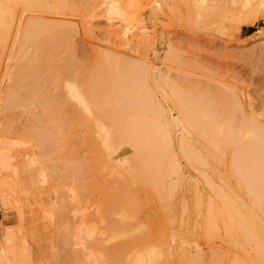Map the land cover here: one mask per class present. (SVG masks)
Masks as SVG:
<instances>
[{"label":"rangeland","instance_id":"374dc122","mask_svg":"<svg viewBox=\"0 0 264 264\" xmlns=\"http://www.w3.org/2000/svg\"><path fill=\"white\" fill-rule=\"evenodd\" d=\"M125 1L131 16L139 21L127 34L125 25L106 12L111 4L97 8L92 0H70L71 11L63 16L24 13L21 17L19 10L20 27L14 26L7 39L0 41V140L10 144L7 161L0 166V239L5 241L8 230L13 235L12 243L5 247L7 264H55V254H59L61 264H77L82 260V250L74 245L72 230L81 224L92 231L93 237L85 240L89 249L108 255L114 248H124V238L113 239L112 234L127 231L129 222L150 235H179L188 242L185 251L190 258L177 264H264V253L253 244L242 250L233 248L225 239L229 231L223 228L221 216L213 220L212 214L208 215L212 206L218 205L214 190H225L253 220L264 243L263 210L240 188L228 154L215 152L196 133L172 122L178 119L179 109L167 86L179 87L184 96L211 95L222 106L231 99L227 95L234 96L247 118L264 125V29L260 24L264 8L243 25L240 16L246 12L242 0ZM32 18H44L52 24L61 20L65 37L60 39L65 44L59 45V57L54 55L56 60L52 61L63 66L64 60L68 65L73 59L70 64H76L77 70L73 78L71 73L70 77L59 72L53 76L31 73L35 64L46 65L41 43L47 41L44 35L34 39L24 35ZM106 55L112 57L114 67L141 60L149 64L145 88L172 123V164L163 172L162 182L131 183L128 174L120 171L124 170V159L132 154L128 145L117 152L119 164L112 154V162H102L100 154L105 150L100 128L107 126V120L102 117L97 122L85 112L81 114L68 99L66 83L88 77L85 88L92 81L97 84L99 91L96 87L94 91L98 103H104L108 115L122 108L121 95L112 88L124 80L125 73H104ZM21 67L26 74L21 73ZM32 84L35 88L30 87ZM116 101L120 103L113 104L115 109L112 102ZM237 114L235 121L239 122L242 114ZM88 118L92 121L87 123ZM71 130L76 141H71ZM186 151L200 155L203 163L189 160Z\"/></svg>","mask_w":264,"mask_h":264},{"label":"bare ground","instance_id":"6f19581e","mask_svg":"<svg viewBox=\"0 0 264 264\" xmlns=\"http://www.w3.org/2000/svg\"><path fill=\"white\" fill-rule=\"evenodd\" d=\"M92 1H95V6L97 8H99V6L101 8V6L103 5L105 6V4H111L110 8L106 7V9L108 10V11L106 10V12H108L109 16L115 17V19L116 18L119 19V21L125 25L124 29L127 30L126 32L124 31L125 34H127L128 31H130L129 30L130 26H133L134 23H139V21L136 18H133L131 16L132 12L128 8V5L126 4L125 0H92ZM242 2L246 15L240 16V19H242L241 24L248 25V23H250V21L252 20L251 16L255 14L259 8H264V0H242ZM19 10H21L22 12L21 17L23 16L24 13H38V14L41 13L43 15L51 14V15L63 16L71 11V5H70V0H0V38H1L0 41L3 42L5 38L7 39V36L10 34L14 26L17 25V27L18 26L20 27L22 20L21 17L18 16L19 14L17 13ZM44 20L46 19L44 18L30 19L25 27L26 34L23 33L24 35L27 36V38L30 39H32V37L34 39L35 36L41 37L42 35L47 37L46 38L47 41L44 44L41 43V45L45 47V56H43L42 61L45 62L46 65L45 66L43 65L42 67L43 63L41 65L35 64L31 73H38V76L39 73H49L50 74L49 76H51V73L53 76V73L55 72L62 73L64 74V76L65 74L67 75L68 73L71 74L76 73L74 71L76 70L74 69L75 68L74 66L76 64H74L73 67L71 65L73 63L72 62L73 59L70 60L72 62V63L70 62L71 63L70 64L67 63V61L69 60L68 58V60H66V63L68 65H66L64 63L65 61L64 59L66 58H64L63 66H59L58 64H56L57 62L54 63L56 65L54 66L53 61H55L56 59H54L53 56L55 55L58 58L59 55L56 54L57 51H59L58 47L63 42L65 44V41L62 42V40L60 39L61 36H64L62 34L64 28L62 26L63 24L59 25V22H61V20L58 22V24H55L57 21L52 24L51 22L53 21L48 20L44 22ZM253 36H254L253 34L249 35L250 38H253ZM37 48L40 49L39 45ZM62 48L63 47H61V49ZM36 51L38 50L36 49ZM111 58L112 57L108 55L104 60L105 61L104 73H114L115 70L119 71L120 74L125 73L124 80L123 81L121 80V82L117 84L114 83L112 88L113 93L118 94L119 96L121 95V97H119L121 103L117 101L116 103L112 102V106L113 104L116 105L120 103L122 105L123 103L122 108L118 105L120 109L116 111L113 109L115 113L112 114L110 112L111 114L109 113L108 115L106 113V107H103L104 101H101L103 103L101 105L98 103V101L100 100H98L97 97L99 96H97L98 95V94L96 95L97 92L94 91L95 87L97 88V84L93 83V81L91 82L92 80L91 79L90 82L93 84L90 83V86L89 84H87L89 88L87 89L85 88L86 80L88 77H86V80L85 77L84 79L82 78L83 80L81 81L77 79V81L75 80L76 83L75 81L74 82L68 81L65 85L66 88L65 92L69 96L68 99L73 101L75 105V109L76 110L77 108L80 109V113L81 111L85 112L89 117L91 118L94 117V119L97 122L102 121L101 120L102 117L103 119L105 118L107 120L106 121L107 126L104 125V127L100 128L101 135L103 134L102 147H104L105 150L103 151V154H100L102 158L101 159L102 162L105 160L108 161L111 160L112 162V159L114 157V161H116V163L119 164L117 162V159L120 155L117 152L122 146L128 145L132 148V154L124 159V162L122 163L124 165L120 163L124 168V170H120V171H125L128 174L129 179H131V183L142 181L145 184L154 185L156 184V182H162L161 176L163 172L167 171L169 163L172 164L173 154L171 152V131H170V127L172 126V123L167 118L168 116L166 117L163 111L159 109L153 97L151 96V94H149V92L145 88L144 75L149 68V64L141 60V63H139L140 61L131 64L124 63L122 65H120L121 63L120 64L117 63L121 67L119 66L114 67L112 63L113 59ZM21 68L23 69L21 73L26 74L27 73L26 70H24L23 67ZM35 75L32 74L30 76L32 77ZM41 76L40 78L38 77L39 81L42 78ZM45 76L47 77V74ZM71 76L73 78V74ZM68 77H70V75ZM89 79L90 78H88L87 80L88 82ZM19 80L21 81L22 78ZM48 80L51 81V79L49 78ZM43 82L40 84H43ZM37 83L35 84L36 86ZM40 86H38L39 89ZM167 86L169 89H171L173 95L172 97L176 99L177 101L176 103L179 109L178 119L172 122L175 125L185 126L187 130L190 129V131H193L194 134L196 133L197 135L196 134L195 135L198 136V138L200 137L201 139L203 138V141L205 140L209 148L211 147L212 149H214L215 152L221 153L223 155L225 153L226 155L228 154L227 156L230 158V164H229L231 166L230 169H232L233 171L232 173H234V175L237 178V181L240 183V188L242 187L241 188L242 190L244 189L247 192V194L251 195L252 197L251 199H253V203L255 204V206H257L259 210L262 209L264 212V125L256 121L255 119L247 118L243 106L236 99H233L234 96L227 95L231 99L227 101L228 105H225L226 102L225 103L223 102L224 106H222V104L220 105L218 103V100L211 95L203 94L204 96H197V95L195 96L190 92L191 95L187 94L186 96H184L185 94H182V91L179 90L180 89L179 87L178 89L177 87L171 84H168ZM30 87L35 88L34 84L30 85ZM84 89H86V91ZM42 93L43 91L41 92V94ZM109 100L108 102L109 104H111ZM122 100L124 102H122ZM105 103L107 104L106 101ZM63 104L65 105V103ZM115 105L113 106V108L115 107ZM72 108L74 109V107ZM239 112L242 114L243 117L241 116L242 119L240 118L241 120L239 121L238 119L239 122H236L235 121L237 119L236 115H238L237 113ZM73 113H75V111ZM94 113L95 115H93ZM78 115L79 114H77V116ZM86 120L88 123L90 121V118ZM74 121L75 120H73V122ZM97 124L99 126L100 123ZM87 125L90 126L89 124ZM72 133H73V139L70 134L69 136L71 137L72 140L70 138L69 139L71 141H76L75 140L76 137H74L75 134L73 131ZM2 142H1L2 150L0 151V166H3L7 161V155H8L7 152L10 149V144L9 143L7 144L6 143L7 141L6 142L2 141ZM101 149L102 148H100V150ZM111 154L113 155L112 158L110 157ZM221 154H218L217 157L219 158L220 156L223 157ZM185 155L189 160L194 161V163L197 162L198 164L203 163L202 158L199 157L200 155L197 156V154L189 153L188 151H186ZM212 157L215 158L213 155ZM204 163L206 164V162ZM208 182L211 183L209 180ZM215 188H213V190ZM224 191L214 190V195L216 196L218 205L212 204L213 206L211 209V213H208V215L212 214L213 217L210 218H213V220L217 219V216L219 215L221 216L220 218L224 225L223 228L229 231L227 235H225V239L231 246H233V248L235 247L237 249L242 250L245 248L246 245L253 244V246L257 248V251L259 250V252L264 253V243L260 238V236L258 235V233L256 232L255 228L253 227L254 224L253 220L250 219V217L243 212L244 210H242V207L239 204H237L236 201L229 194L225 193L226 191L225 192ZM134 223L129 222L128 226L126 227L127 231H125L124 233L123 232L121 233L120 231L119 232L120 234L116 235L113 232L114 234V235L112 234L113 239L124 238V241L126 242H124L125 244L123 246L124 248L120 249V247L117 245L116 247L119 248L118 249L114 248L115 250L113 251V253H110L108 255H104L102 253L98 255L94 254L92 250H90L85 243L86 242L85 240L93 237L92 231H90L83 224L78 225L77 227H75L76 228L75 230H72V232L74 231L73 234L74 240L73 239L72 240L74 241L73 242L74 245L79 246L81 248L80 250H82L81 251L82 260L81 261L78 260L79 262L77 260H73V261L78 262L79 264H117V263L122 264L124 262L125 264H177V263H181L186 259L189 260L190 257L188 256V254L186 255L187 250L185 251L188 242H186L179 235H169V234H167L169 236L154 235V234L150 235V233H148L140 225ZM210 225L212 226V223ZM5 237H6L5 241L3 242L0 239V264H7L5 247H6V243L9 242L12 243L13 241L12 231L8 230L7 235ZM99 246L101 247L100 244ZM54 253H56V251ZM59 258H60L59 254L58 255L55 254L52 259H54L56 262L54 261L53 262L55 264H61ZM190 262L193 263V261Z\"/></svg>","mask_w":264,"mask_h":264},{"label":"built area","instance_id":"2783aa9c","mask_svg":"<svg viewBox=\"0 0 264 264\" xmlns=\"http://www.w3.org/2000/svg\"><path fill=\"white\" fill-rule=\"evenodd\" d=\"M261 28H263L264 29V19L263 20H261ZM1 232V231H0Z\"/></svg>","mask_w":264,"mask_h":264},{"label":"crops","instance_id":"0c3cea01","mask_svg":"<svg viewBox=\"0 0 264 264\" xmlns=\"http://www.w3.org/2000/svg\"><path fill=\"white\" fill-rule=\"evenodd\" d=\"M0 216H1V213H0ZM1 220V219H0Z\"/></svg>","mask_w":264,"mask_h":264}]
</instances>
